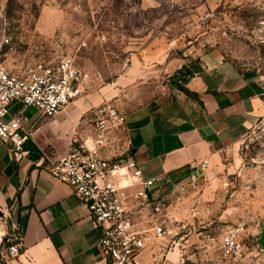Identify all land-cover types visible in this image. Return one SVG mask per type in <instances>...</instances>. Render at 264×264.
<instances>
[{"label":"rangeland","instance_id":"obj_1","mask_svg":"<svg viewBox=\"0 0 264 264\" xmlns=\"http://www.w3.org/2000/svg\"><path fill=\"white\" fill-rule=\"evenodd\" d=\"M2 15L9 40L2 54L10 56L0 62L14 68L70 56L92 77L83 98L110 89L94 108L109 104L127 113L147 103L167 83L173 61L199 51L218 50L264 77V0H7ZM92 115L89 109L83 118L90 123ZM220 168L175 191L171 215L188 230L152 244L145 264H219L201 233L238 225L255 246L264 228V116Z\"/></svg>","mask_w":264,"mask_h":264},{"label":"crops","instance_id":"obj_2","mask_svg":"<svg viewBox=\"0 0 264 264\" xmlns=\"http://www.w3.org/2000/svg\"><path fill=\"white\" fill-rule=\"evenodd\" d=\"M6 2L0 0V57L10 56L2 54ZM137 60L141 61L139 54H132L131 61ZM172 65L161 92L126 113L130 153L145 178L156 180L151 197L162 200L172 199L173 189L194 188L201 182L195 165L206 161V173L221 169L222 160L237 155L264 116V77L259 68L244 69L218 50L186 54ZM109 93L105 88L102 96L82 97L36 125L20 162L0 141V233L1 228L18 226L24 243L22 254L7 264H107L98 247L100 232L88 210L41 163L42 145L57 157L69 152L74 133L89 128L83 114ZM35 113L39 118L21 104L10 107L11 118L24 119V129L38 121L31 119ZM192 176L198 177L197 183H191ZM263 235L264 228L256 239L264 250Z\"/></svg>","mask_w":264,"mask_h":264},{"label":"built area","instance_id":"obj_3","mask_svg":"<svg viewBox=\"0 0 264 264\" xmlns=\"http://www.w3.org/2000/svg\"><path fill=\"white\" fill-rule=\"evenodd\" d=\"M4 43H9L8 38ZM91 84V74L70 56L56 63L36 61L14 68L0 62V141L16 162L26 154L33 128L87 95ZM14 104L38 113L33 127L24 129L23 118L10 117ZM91 114L89 128L74 133L69 152L62 157L44 153L41 167L68 185L88 210L100 232L98 247L107 264H145L152 244L173 236L175 229L178 234L187 231L188 226L171 215L170 200L151 197L156 180L145 178L130 153L126 113L105 104L93 108ZM194 167L205 176L208 163ZM197 182L198 177L192 176L191 183ZM249 238L242 225L201 233L202 242L216 254L219 264H264V250L257 239L249 247ZM23 250L20 228H1L0 264L18 258Z\"/></svg>","mask_w":264,"mask_h":264},{"label":"bare ground","instance_id":"obj_4","mask_svg":"<svg viewBox=\"0 0 264 264\" xmlns=\"http://www.w3.org/2000/svg\"><path fill=\"white\" fill-rule=\"evenodd\" d=\"M1 234V233H0Z\"/></svg>","mask_w":264,"mask_h":264},{"label":"flooded vegetation","instance_id":"obj_5","mask_svg":"<svg viewBox=\"0 0 264 264\" xmlns=\"http://www.w3.org/2000/svg\"><path fill=\"white\" fill-rule=\"evenodd\" d=\"M255 68V67H254Z\"/></svg>","mask_w":264,"mask_h":264}]
</instances>
